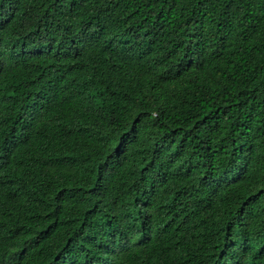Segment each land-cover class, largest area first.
<instances>
[{
	"label": "trees",
	"instance_id": "obj_1",
	"mask_svg": "<svg viewBox=\"0 0 264 264\" xmlns=\"http://www.w3.org/2000/svg\"><path fill=\"white\" fill-rule=\"evenodd\" d=\"M0 264H264V0H0Z\"/></svg>",
	"mask_w": 264,
	"mask_h": 264
}]
</instances>
